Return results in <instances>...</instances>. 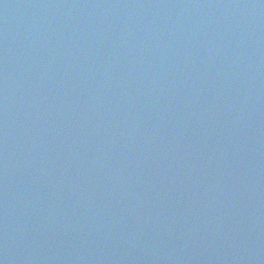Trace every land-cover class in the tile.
Listing matches in <instances>:
<instances>
[{"label": "water", "instance_id": "1", "mask_svg": "<svg viewBox=\"0 0 264 264\" xmlns=\"http://www.w3.org/2000/svg\"><path fill=\"white\" fill-rule=\"evenodd\" d=\"M0 264H264V0H0Z\"/></svg>", "mask_w": 264, "mask_h": 264}]
</instances>
